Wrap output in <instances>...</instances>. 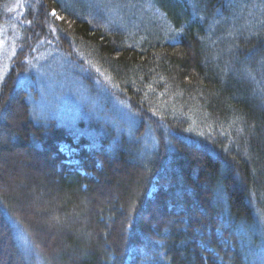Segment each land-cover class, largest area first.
<instances>
[{
    "label": "trees",
    "instance_id": "1",
    "mask_svg": "<svg viewBox=\"0 0 264 264\" xmlns=\"http://www.w3.org/2000/svg\"><path fill=\"white\" fill-rule=\"evenodd\" d=\"M12 2L0 264H264V0H153L159 25L136 34L96 0ZM43 43L133 110L128 131L36 117L20 81Z\"/></svg>",
    "mask_w": 264,
    "mask_h": 264
},
{
    "label": "rangeland",
    "instance_id": "2",
    "mask_svg": "<svg viewBox=\"0 0 264 264\" xmlns=\"http://www.w3.org/2000/svg\"><path fill=\"white\" fill-rule=\"evenodd\" d=\"M16 3L17 0H13L11 10L16 7ZM155 6L153 0H96L94 3L95 10L100 11L98 14H102L101 19L105 24H118L117 26L125 27L134 34L140 30L155 32L156 26L159 25V20L154 17L157 14ZM14 14V17L8 21H0V80L8 69L19 38L17 18L19 11ZM44 44L39 46L28 60L26 74L20 81L23 84L29 82L31 73L38 81V84L34 85L38 96L32 99V108L35 109L36 117H55L59 122L76 128L72 125H75L81 116L87 118L92 115L103 123L123 124L124 126H118L119 129L128 131L135 121L133 110L116 99L104 98L107 92L99 83L94 85L98 92L91 91L80 77L82 68L70 63L68 58L52 45ZM77 54L84 59V66L82 65L84 70H87L86 67L92 71L97 69L94 63L83 56L84 54L80 52ZM98 75L104 78V74L100 71ZM106 100L111 101L109 106ZM148 135L145 136L144 141H150L153 137V133Z\"/></svg>",
    "mask_w": 264,
    "mask_h": 264
}]
</instances>
